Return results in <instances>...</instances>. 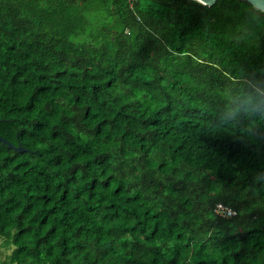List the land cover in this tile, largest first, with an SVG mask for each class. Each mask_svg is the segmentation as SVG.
<instances>
[{"label":"trees","instance_id":"1","mask_svg":"<svg viewBox=\"0 0 264 264\" xmlns=\"http://www.w3.org/2000/svg\"><path fill=\"white\" fill-rule=\"evenodd\" d=\"M0 136L2 264H264L247 0H0Z\"/></svg>","mask_w":264,"mask_h":264},{"label":"water","instance_id":"2","mask_svg":"<svg viewBox=\"0 0 264 264\" xmlns=\"http://www.w3.org/2000/svg\"><path fill=\"white\" fill-rule=\"evenodd\" d=\"M199 1L203 4L212 5L216 0H199ZM247 1L250 2L254 7L264 11V0H247ZM0 141L4 143L8 148H12L18 152H23L28 150L27 148L23 147L20 143L15 145L10 141H8L7 139L3 138L2 136H0Z\"/></svg>","mask_w":264,"mask_h":264},{"label":"rangeland","instance_id":"3","mask_svg":"<svg viewBox=\"0 0 264 264\" xmlns=\"http://www.w3.org/2000/svg\"><path fill=\"white\" fill-rule=\"evenodd\" d=\"M12 246H6L3 243V239L0 238V264L6 259L8 254L10 253Z\"/></svg>","mask_w":264,"mask_h":264},{"label":"built area","instance_id":"4","mask_svg":"<svg viewBox=\"0 0 264 264\" xmlns=\"http://www.w3.org/2000/svg\"><path fill=\"white\" fill-rule=\"evenodd\" d=\"M215 210L219 215L226 217H230L235 213L231 208L225 207L221 204H217Z\"/></svg>","mask_w":264,"mask_h":264}]
</instances>
